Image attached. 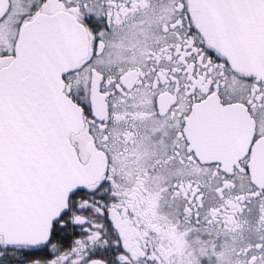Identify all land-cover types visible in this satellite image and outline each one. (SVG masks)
Wrapping results in <instances>:
<instances>
[{"label":"snow or ice","instance_id":"1","mask_svg":"<svg viewBox=\"0 0 264 264\" xmlns=\"http://www.w3.org/2000/svg\"><path fill=\"white\" fill-rule=\"evenodd\" d=\"M0 264H264V0H0Z\"/></svg>","mask_w":264,"mask_h":264}]
</instances>
